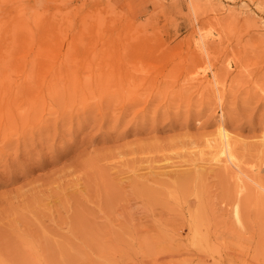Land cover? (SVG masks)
Masks as SVG:
<instances>
[{
	"label": "rangeland",
	"instance_id": "obj_1",
	"mask_svg": "<svg viewBox=\"0 0 264 264\" xmlns=\"http://www.w3.org/2000/svg\"><path fill=\"white\" fill-rule=\"evenodd\" d=\"M0 77V264H264V0H0Z\"/></svg>",
	"mask_w": 264,
	"mask_h": 264
},
{
	"label": "bare ground",
	"instance_id": "obj_2",
	"mask_svg": "<svg viewBox=\"0 0 264 264\" xmlns=\"http://www.w3.org/2000/svg\"><path fill=\"white\" fill-rule=\"evenodd\" d=\"M120 42V41H119ZM210 43V42H209ZM105 45V44H104ZM103 45V46H104ZM126 46V45H125ZM123 48V46H122ZM125 48V47H124ZM210 48V47H209ZM120 49V48H119ZM113 50V49H112ZM209 50V49H208ZM200 51V50H199ZM199 54V53H198ZM101 56H106V59L107 60H110L111 61V65H109L108 67H106L105 69H101L98 73H96V75H98V78L95 77V81L99 82V84H101L103 81H108L112 78H115L117 77V75H119V65H117V62L118 60L120 59L119 56L120 54H117V53H114V52H109V51H105V54H102ZM225 68V67H224ZM121 70V69H120ZM205 72V71H204ZM75 73V72H74ZM77 73V72H76ZM76 75V74H75ZM197 76V75H196ZM208 76V75H207ZM75 79V77H74ZM73 81V79H72ZM91 81V80H90ZM192 81V80H191ZM75 82V81H74ZM203 82V81H202ZM1 84H2V78L0 77V92L3 90L1 88ZM53 84L54 81H53ZM5 92V91H4ZM1 96V94H0ZM217 136H218V143L216 145V148L214 150V154H213V159H215L214 161H221L224 163V165H228L230 166V168H233L230 164H234L235 163L233 162L232 160V154H231V150H230V145H229V139L228 138V134L227 131L225 130L224 127L222 126H219L218 130H217ZM230 136V135H229ZM214 142V141H213ZM212 143V142H211ZM215 147V145H214ZM208 160H211V159H208ZM230 161V162H228ZM235 161V160H234ZM228 162V164H227ZM232 164V165H233ZM235 167V166H234ZM234 169V168H233ZM232 169V170H233ZM231 170V171H232ZM233 172V171H232ZM234 176L236 174V169L234 170ZM245 174V173H244ZM240 175V174H239ZM236 177H237V174H236ZM240 177V176H239ZM243 177V176H242ZM241 178V177H240ZM253 178V177H252ZM248 180V179H246ZM260 185V184H259ZM262 191V190H261Z\"/></svg>",
	"mask_w": 264,
	"mask_h": 264
}]
</instances>
